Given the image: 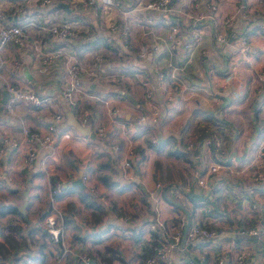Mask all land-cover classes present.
I'll return each mask as SVG.
<instances>
[{"label": "crops", "instance_id": "crops-1", "mask_svg": "<svg viewBox=\"0 0 264 264\" xmlns=\"http://www.w3.org/2000/svg\"><path fill=\"white\" fill-rule=\"evenodd\" d=\"M171 1L179 5L183 0ZM195 1L200 17L194 24L188 23L179 14L173 15L180 38L175 52L183 54L184 44L194 42L193 31L199 32V39L194 44L190 62L178 73L179 84L173 89L171 102H163L165 90L170 85L166 68V25H162L157 34L150 37L158 47L154 57L160 59L163 80L156 79L150 56L141 60L138 69L140 74H137L138 77L149 78L152 98H142L146 97V87L137 83L135 75L129 77L133 70H128L127 76L123 77L120 86L125 90L123 94H115L113 88H102L93 81L87 84L92 92L103 96L94 102L84 101L86 99L80 101L82 107L84 103H91L87 107L91 120H106L107 130L101 138L94 133L95 123L81 122V109L78 106L68 107L61 100L59 88L54 82L46 79V75L38 71L37 67H24L23 76L31 78V86H37L39 93L49 95L50 104L41 114L32 110H36L35 107L23 103L15 108V114L0 109L3 130L18 134L19 119L30 129L45 130L50 122L48 113L53 110L55 103L62 108L63 119L52 147L45 148L38 143L35 145L36 152L30 165H24L22 161L23 144L18 148H5L1 154L0 170L5 176V183L0 185V241L5 243L3 235L9 233L18 239L21 235L26 244L23 249L4 257L6 264H19L23 259L20 254H28L33 264H44L51 257L52 248L57 246L51 242L42 220L43 215L53 208L58 213L57 219L62 225L64 239L72 248L71 252L85 249L100 264L106 263L104 257H108V264H141L143 238L146 237L144 227L155 217L169 220L180 208L187 212L190 221L211 220L215 212L207 213L198 207V203H213L215 206L216 193H219L215 190L217 181L209 177L213 179V185L208 191L196 187L192 177L195 164L193 151L181 150L179 143L188 140L195 131L206 129V133L211 132L215 136L213 144L209 146L210 156L215 155L220 161L226 162L222 157L228 149L233 155L229 164L234 168L244 163L252 150L264 144V0ZM207 2L212 3L213 7L207 6ZM242 12H247L250 18L244 19ZM229 13L233 17L225 41L222 42L215 38L214 32L220 28L222 16ZM160 16L157 15L156 23L165 22ZM241 37L245 39V47ZM74 45L76 52L81 55L79 50H84L89 44ZM123 54L127 55V62L122 59L125 63H138L133 54L129 55L126 51ZM172 60L176 61V56ZM20 80L25 82L23 77ZM191 91L192 94L187 95ZM6 97L7 92L1 90L0 106ZM153 106H160L156 119H136L138 112ZM110 109H115L114 115L113 112L109 113ZM76 121L88 127L87 133L74 126ZM123 122L132 126L126 133L120 131ZM64 131L68 132V136L62 135ZM149 137H153L154 141L148 143ZM124 141H129L132 148L129 172L123 164L126 157L111 146L113 142L122 144ZM44 155V165H41L40 158ZM96 170L108 173L113 184H103L96 177ZM82 172L88 174L87 180L82 181L83 188L107 205L106 212L97 220L92 218L90 207L80 198L82 187L72 182ZM156 181H159L158 186L155 185ZM56 184L59 190L51 195L50 189ZM181 185H189L190 188L184 195L175 197L173 190ZM202 190L207 191L205 199L200 197ZM253 192L261 198L258 224L260 239L251 244L243 264H259L263 259L264 225H261V221L264 220V183L257 184L253 191L239 193L241 200H238V206H241V212L238 217L227 212L224 219L216 224L220 231L218 238H230L233 242L250 240L246 237H230L226 233L237 232L245 227L246 216L243 211L247 207L246 198ZM227 200L233 201L222 197L224 203ZM223 205L226 211H231L232 207ZM223 205L217 209L220 215L225 210ZM119 213L128 215L125 223L117 220L116 214ZM202 247L203 242L196 239L194 242L182 243L172 251L173 264H203L199 258ZM8 249L14 251L11 247ZM230 256L228 253L225 264L230 263ZM3 260H0V264H3ZM70 260L68 258L65 263L70 264Z\"/></svg>", "mask_w": 264, "mask_h": 264}, {"label": "built area", "instance_id": "built-area-1", "mask_svg": "<svg viewBox=\"0 0 264 264\" xmlns=\"http://www.w3.org/2000/svg\"><path fill=\"white\" fill-rule=\"evenodd\" d=\"M60 1L67 3L68 11L58 5ZM110 2L111 0H0V96L1 90L4 89L7 92V97L0 109L15 114L14 106L21 102L35 107L36 110L33 108L32 110L39 114L45 113L50 104L49 95L41 94L38 88L34 89L28 86L27 82H30L31 78L22 74L26 65H33V67H37L38 71L48 75L46 79L54 82L59 88L60 98L68 107L78 106L82 109V103H80L82 99L94 102L103 98L101 94L94 93L88 88L87 84L90 82L93 81L97 86L106 88L108 85H115L118 79L127 76L128 70H134L140 74L138 69L141 60L148 59L157 50V46L152 43L150 37L157 34L162 25L167 26L165 31L168 49L166 64H169L172 57L175 56L176 61L182 64L191 60V53L194 44L199 39V32H192L194 42L188 41L184 44L185 52L183 54L175 52L174 48L180 43V38L173 15L179 14L188 23L194 24L200 17L195 0H183L179 5H174L171 0H113V10L107 11V3ZM206 4L213 7L210 2ZM146 11L149 12L145 13ZM159 14L165 22H155L158 20L157 15ZM208 15L210 16L211 13ZM242 16L244 19L250 18L247 12H242ZM232 17V13L222 16L221 26L214 32L217 40L225 41L226 30L231 24ZM241 40L245 47V39L241 37ZM75 43L79 46L98 43L99 46L90 49L86 55H79L75 50ZM131 44L138 47V51L135 53V61L138 63H128V69L121 66L115 71L113 66L104 63L105 54L110 53L113 49L125 52L126 47ZM159 61L160 59L156 58L152 62V70L156 79L162 81L164 73ZM175 68H171L173 73ZM169 75L173 74L169 73ZM21 77L25 81L24 85H20ZM148 79L142 78L141 81L148 86ZM169 80L174 81L172 77H169ZM150 91L149 87L147 89L148 96ZM164 97H170V87L166 88ZM112 112L113 109L110 113ZM62 114V108L55 103L53 110L48 113L50 122L46 129L40 132L28 128L19 119L20 136L4 131L3 124L0 123V157L5 148H18L23 144L22 161L24 165H30L35 156L37 143L45 148L52 147L59 123L63 119ZM83 114H85V110H83ZM81 122H85L84 117ZM92 122L95 123L96 135L101 136L106 132L107 126L102 120L97 122L93 118L89 123ZM62 135L68 136V132L64 131ZM207 136L208 134L203 132L197 143L202 144V141L205 140L209 145L210 139ZM191 145L190 142L188 147ZM198 152H200L199 149ZM45 157L44 155L40 158L41 165H44ZM124 164L129 165L128 161H124ZM219 167L222 165L217 162L215 165H210V168L215 169L217 173H220ZM248 168L244 174L242 185L239 183L228 185L234 193H239V189L244 192L253 191L257 184L264 183V144L255 149L254 155L250 157ZM222 174L221 179H232L237 173L235 170L226 168ZM81 179L83 181L87 179L86 173L81 174ZM198 181L202 185L206 184L203 177ZM4 183L5 176L0 170V185ZM218 185L219 182L215 186ZM58 190L59 187L56 184L50 189L51 195ZM50 200L54 207V199L51 197ZM247 208H249L248 204ZM254 209L255 207L249 208V210ZM57 215L58 213L53 208L45 214L43 223L51 234V236L49 235L50 239L62 242L64 232L62 233L63 228ZM127 219L128 215L125 214L120 215L118 220L125 223ZM188 222L196 223L187 225ZM197 223L199 221L189 220L187 212H176L168 221L158 219L148 221L147 227H144L146 237L143 238V241L149 244L151 240L155 239L157 244L152 245V253L141 261L143 260L144 264H173V245L180 243L183 237L197 236L196 240L203 242L204 248L199 254L203 264H211V262L212 264H225L228 253L231 254L230 264H243V260L249 252L240 249L237 242H232L233 245H230L226 243L227 240L218 238L220 233L218 229L207 223H199L201 226H198ZM247 228L238 231H246L256 237L260 236L257 224L249 225ZM158 231H161L167 240L164 241ZM154 233L156 236H152ZM66 250V247L63 246L56 251L51 264H59L60 259L66 254ZM69 252L73 264L76 262L77 264H100L89 257L85 249ZM262 255L263 259L259 264H264V250Z\"/></svg>", "mask_w": 264, "mask_h": 264}, {"label": "rangeland", "instance_id": "rangeland-1", "mask_svg": "<svg viewBox=\"0 0 264 264\" xmlns=\"http://www.w3.org/2000/svg\"><path fill=\"white\" fill-rule=\"evenodd\" d=\"M60 2H64V1H60ZM60 2L58 3L59 6H61L60 5ZM64 3H66V2H64ZM112 4H113V0H111L110 3H107V8H106L107 11L113 10ZM66 6H67V3H66ZM96 46H99V44L98 43H91V44L87 45L84 50H79V52L81 54H84V52H86L87 50H90V49H92L93 47H96ZM157 50H158V47H157ZM157 50L155 51V53L157 52ZM126 51H127V53L129 55L133 54L135 56V53L138 51V47L136 45H132L131 44V45H129V46L126 47ZM123 53L124 52H118L115 49L111 50L110 53L105 54V56L103 57L104 58V63H108L110 65L112 64L113 65V70L115 71L116 68H118L119 66H121L120 63L127 62V60H126L127 55L125 56ZM155 53H153V54L150 55V60L152 62H154V60L156 59L154 57ZM120 55H122V56H120ZM123 58H124L125 62L122 60ZM167 59L168 58H166V61H167ZM188 62H190V61L187 60L186 62H184L182 64L179 61L172 60V61H170L169 64H166V68L168 70V76L169 77H172V79L174 81H171V80L168 81L170 83V85H169V87H170V97L169 98H164L163 97L164 104L171 102V100L173 98L172 97L173 89L175 87H177V85L179 84L178 83V78H179L178 77V75H179L178 73L180 71H182V69L185 67L186 63H188ZM172 67H176L174 69V73L171 70ZM169 73H172L173 75L170 76ZM132 75H135L134 77L138 79L137 83L140 84V86L142 84L144 87H146V88H144V95L146 97H142V98L143 99L144 98L145 99L152 98L153 97L152 96L153 95L152 94V91H150L149 96L147 95V89L149 87L147 85H145V84L142 83V81H141L142 76L141 77H138L137 76V73L134 70L132 71V73L130 74L129 77H131ZM47 76L48 75H46V77ZM123 79L124 78L118 79L115 82V85H108V86H106V88L107 87L113 88V91L116 92L115 94H123V92L125 90L120 87ZM49 81H51V80H49ZM30 82H27V84H28L29 87L34 88V89L37 88V86L36 87L35 86H31ZM16 83H18V82H16ZM24 84H25V82H23V83L21 82L20 83V85H24ZM191 94H192V91H191V93H188L187 95H191ZM19 104H21V102L17 103L14 106V109L13 110H15V108ZM89 104H91V103L90 102L85 103V106L80 110L81 111L80 116H81V118H83V117L85 118V122L86 123H89L91 121V119L89 118L91 116V114L87 111V107H89ZM159 109H160V106L158 108L156 106L155 107L153 106V107H151L148 110H143V111L141 110L140 112L137 113L136 119L143 121V120H145L146 117H150L152 120H154L159 115ZM83 110H85V114H83ZM6 111L9 112L8 110H6ZM34 112H36V111H34ZM110 112H111V109L109 110V113ZM114 112H115V109H113V115H114ZM36 113H38V112H36ZM38 116H41V115H38ZM20 120H22V119H20ZM102 121L107 126L106 120H102ZM24 124L29 128V126L26 123H24ZM122 124H123L122 125V129H120V131H121V133H126V131L129 130L131 124L128 123V122H123ZM34 129L37 132H40L41 131V130L36 129V128H34ZM203 131L206 133L207 130L204 129V130H201V131H195L188 140H186L183 143H179V147L183 151H186V150L193 151L192 155H193V157L195 159V164H194V166L192 168V177H193V183L195 184L196 187H199L200 186V187H202V189H206L207 190L208 188H210L213 185V179H211L212 177L214 178L215 181L219 182V185L218 186H215V188H216L215 190H218V192H219V193H216V197H217L216 201H217V203L215 204V206L213 205V203H206V204H202L201 202L198 203V207H200L202 210H206L207 213L208 212H212V211L215 212L213 214V216H211V220H209V221L206 220L205 221V220H202V219L201 220L200 219H197V221H199V223H201V224L207 223L209 226H211V227H213L215 229H218L216 227V224H219L220 221L224 219L225 213L227 214V212H228L229 214H232L233 216L238 217L239 214H240V212H241V210H240L241 206H238V200H241V198L239 197V195H240L239 193L242 190L239 189L238 190L239 193H234L228 185L229 184L237 185V183H239L240 185H242V182H243V179H244L243 178L244 177V174L249 169L248 168V165H249L250 157H252L254 155L255 149L252 150L249 153V155L247 156L246 161L244 163L240 164V166L235 167V168L234 167H231V165L229 164V162L233 159V155H232V153L228 149H226V150L223 149V151L224 150L225 151L223 152L222 160L226 161L224 163H221L220 162V160L218 159L219 157H216L215 155L213 157L210 156L209 146L211 144H213L214 138H215V136L211 132L209 134L207 133L208 134L207 138L209 137L208 139H210V144L209 145H207V142L205 140L202 141V144L201 143H197L198 138L203 133ZM94 133H95V129H94ZM105 133L103 135H101V136H98L97 135V137L101 138V137H103L105 135ZM13 135L20 136L21 135L20 130H19V133L18 134H13ZM95 135H96V133H95ZM148 139L154 141V138L153 137H151V138L149 137ZM190 142L192 143V145H191V147H188V145L190 144ZM196 145H197V148H196ZM111 146L113 147V150L121 151L122 154L126 157L123 160V164H124V161H128L129 165L128 166L125 165V164L124 165L127 168V172H129L131 170V166H132V163H131L130 158H129L132 155V148H131L130 142L129 141H124L122 144L119 143V142H113V144ZM35 148H36V146H35ZM198 149H199L200 152H198ZM210 149H211V147H210ZM216 162L218 164L220 163L222 166H225V167H219V172L220 173H217L215 171V169H211L210 168V165L211 164L215 165ZM239 167H243V168L240 169ZM226 168L227 169H231V170H235L236 173H237L236 176L234 178H232V179H221V177L223 176L222 172ZM82 173H86V172H82ZM81 174H80V178H81ZM86 175H87V178H88V174L87 173H86ZM202 177L205 179V182H206V184H204V185H202L201 182L198 181V179L199 178L202 179ZM209 177H211V178H209ZM209 179H210V183L209 182L207 183V181ZM155 185L158 186L159 185V181H156L155 182ZM189 188H190L189 185H181L180 187H176L173 190V192L175 194V197H178L181 194L184 195L185 192H186V190H188ZM207 191H204V192H203V190H202V192L200 191L202 193V194H200V197L204 198V194H207ZM223 196L227 197L228 199L231 198V200H233V201L227 200L224 203L222 201V197ZM172 200L174 201V198ZM246 203L248 204L249 208L255 207V209L254 210H249V208H247V207L244 208V211H243L244 213L243 214L246 216V225L243 228H247L249 225L251 226L252 224H257L258 225L259 224V221H260L259 214L261 212V198L259 197V195H256V194L254 195L253 193H251L250 194V197L246 198ZM223 204H227L229 207H232L231 211H229V210L226 211L225 205H223ZM222 205H223V207H224L225 210H224V213H222L220 215V213H218L219 211H217V209H221L220 206H222ZM191 206H193V205H191ZM177 212L183 213V210H181L179 208V211H177ZM47 213H45V214H47ZM45 214L43 215V218H44ZM120 215H125V213L116 214L117 220L119 219V216ZM173 216L174 215H172V217ZM172 217L169 220H171ZM156 219H158V217H155L154 220H156ZM225 219H227V215H226ZM158 220H162V219H158ZM163 220H165V219H163ZM165 221H168V219H166ZM42 222H43V220H42ZM147 223H146V226L145 227H147ZM191 223H196V222H188L187 225L188 224H191ZM199 223H197L198 226H201V224H199ZM43 225H44V223H43ZM242 226L243 225H241L239 227H242ZM243 228H240L239 230H241ZM45 230H46V228H45ZM122 230L125 231V232L127 231L125 229H122ZM158 232L160 234V237L162 239H164V241H165L166 238H164L163 233L161 231H158ZM47 233L51 236V234L48 231H47ZM196 238H197V236L183 237V239H182V241L180 243H176V244L173 245V249H175L177 246L181 245L182 243H184L186 241L194 242ZM222 239L227 240L226 241L227 244L229 243L230 245H233L232 244V242H233L232 239H230V238H226V239L225 238H222ZM246 239H250V238H247L246 237ZM256 239L257 240L260 239V236H258ZM50 240L57 247H53L52 248L51 257H48L45 260V263L44 264H51L52 261H53V255H54V253L56 251L60 250L61 248H63V246L66 247L67 250H66V254L60 259V263L59 264H66L65 262H66V260L68 258L71 259L69 263L70 264H73L72 263V258L70 256L71 254H70V252L68 253V251H71L72 248L69 246V244L67 243V241L65 239H63V241L60 242V241H57V240H53L52 238ZM236 242L239 244L240 249H243L245 252H249L251 250V244H254V240H251V239L248 240V241H245V240H241L240 239V240H238ZM61 244H63V245H61ZM203 248L204 247H202V249ZM29 254H31V253H29ZM87 254H88L89 257H91L88 252H87ZM21 255H22V258L23 259H21V261H20L19 264H33V259L30 258L28 256V254H20V256ZM1 263L6 264L5 259ZM76 264H77V262H76ZM211 264H212V262H211ZM215 264H218V263H215Z\"/></svg>", "mask_w": 264, "mask_h": 264}, {"label": "trees", "instance_id": "trees-1", "mask_svg": "<svg viewBox=\"0 0 264 264\" xmlns=\"http://www.w3.org/2000/svg\"><path fill=\"white\" fill-rule=\"evenodd\" d=\"M120 65H123L124 68L128 69V64L127 63H120ZM112 66V65H111ZM148 143H151L150 140L147 139ZM169 152H172L171 150H169ZM105 164L107 165L108 163L105 160ZM96 177L106 186H111L113 184V182H111V180L109 179V174L102 172L101 170H96ZM81 193H80V198L82 199V201L85 203V205L90 207V213L91 216L94 220H97L99 218V216H101L103 213L106 212V206L102 203V201L98 198H96L95 196L93 197L89 190H85L84 188H81ZM206 195L204 194V197ZM7 209H9V206L6 207ZM1 209V206H0ZM1 212V211H0ZM204 224V223H203ZM206 224V223H205ZM16 225L18 226L19 224L16 223ZM16 227V226H15ZM11 229H14V227L10 226ZM152 236H156V233H154ZM27 238H30V235L27 236ZM237 238V237H236ZM3 239L5 241V243L3 241H0V260L3 259L4 257H8V255L14 254L16 252V250H21L23 249L22 247H25V238L21 237L20 238H16L12 235H10L9 233L4 234L3 235ZM7 243V245H5ZM157 244V241L155 239L151 240L149 242V244L144 243L142 245V254L140 255V259H143L145 256L149 255L150 253H152L153 249H152V245ZM8 247H11L14 251H10L8 249ZM15 259V258H14ZM103 260L106 262L105 264H108V257H104ZM141 264L143 263V260L141 261Z\"/></svg>", "mask_w": 264, "mask_h": 264}, {"label": "water", "instance_id": "water-1", "mask_svg": "<svg viewBox=\"0 0 264 264\" xmlns=\"http://www.w3.org/2000/svg\"><path fill=\"white\" fill-rule=\"evenodd\" d=\"M60 5L65 7L67 9V6H66V3L64 2H60ZM4 92H6L4 89H3ZM74 126L77 127L79 130L81 131H84L87 133V131L89 130L87 126H83L81 125L78 121H76L74 123ZM72 182L79 185L80 187H84V184L80 178V176H77L75 177L74 179H72ZM261 225H264V220L261 221ZM228 236H231V237H247V238H250V239H253V240H256V236L253 235V234H249V233H246L244 231H237V232H227L226 233Z\"/></svg>", "mask_w": 264, "mask_h": 264}]
</instances>
